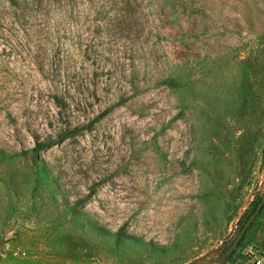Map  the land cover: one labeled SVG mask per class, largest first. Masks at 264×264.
Here are the masks:
<instances>
[{
  "label": "rangeland",
  "instance_id": "374dc122",
  "mask_svg": "<svg viewBox=\"0 0 264 264\" xmlns=\"http://www.w3.org/2000/svg\"><path fill=\"white\" fill-rule=\"evenodd\" d=\"M263 193L264 0H0V264H264Z\"/></svg>",
  "mask_w": 264,
  "mask_h": 264
},
{
  "label": "trees",
  "instance_id": "16d2710c",
  "mask_svg": "<svg viewBox=\"0 0 264 264\" xmlns=\"http://www.w3.org/2000/svg\"><path fill=\"white\" fill-rule=\"evenodd\" d=\"M161 84H164L166 85L167 87L169 88H177L179 87V84L177 83L176 79L175 78H172V77H168L166 78L165 80L161 81L160 82ZM111 110V107L109 108H106L105 110H103L102 112H100L97 116L94 117L93 120H91L87 125L85 126H81V127H75L69 131H67L65 134H63L62 136H60L57 140H53V139H46V140H43V141H36L35 142V145H34V148H33V151L34 152H38V151H42L46 148H49L51 146H53L54 144H56L57 142H61L62 140H64L65 138H67L68 136L70 135H74L82 130H87V129H90L96 122L100 121L101 119H103ZM259 203V201H258ZM257 203V204H258ZM257 206V205H256ZM256 208V207H255ZM255 208H253V210L251 211L250 215L245 218L244 220V223L248 220V218L252 215V213L254 212ZM243 223V224H244ZM251 227V226H250ZM242 228V227H241ZM240 228V229H241ZM239 229V230H240ZM249 230V229H248ZM247 230V232H248ZM246 232V234H247ZM245 234V235H246ZM244 238V237H243ZM243 240V239H242Z\"/></svg>",
  "mask_w": 264,
  "mask_h": 264
},
{
  "label": "water",
  "instance_id": "95a60500",
  "mask_svg": "<svg viewBox=\"0 0 264 264\" xmlns=\"http://www.w3.org/2000/svg\"><path fill=\"white\" fill-rule=\"evenodd\" d=\"M263 206H264V193L261 196V199H260L258 205L256 206L254 212L248 218V220L244 223V225L242 226V228L239 230L238 234L234 238L232 244L227 249V251L225 253V257H229L230 255H232L233 252L238 248V246H239L241 240L243 239V237L245 236L247 230L250 228L252 223L255 221V219L258 217V215L262 211Z\"/></svg>",
  "mask_w": 264,
  "mask_h": 264
},
{
  "label": "built area",
  "instance_id": "2783aa9c",
  "mask_svg": "<svg viewBox=\"0 0 264 264\" xmlns=\"http://www.w3.org/2000/svg\"><path fill=\"white\" fill-rule=\"evenodd\" d=\"M252 254H253L252 248H249L247 250V256H251ZM261 262H262V260H260V259L256 260V264H261Z\"/></svg>",
  "mask_w": 264,
  "mask_h": 264
}]
</instances>
